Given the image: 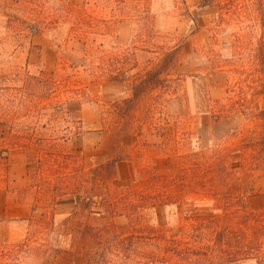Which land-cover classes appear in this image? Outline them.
I'll list each match as a JSON object with an SVG mask.
<instances>
[{"label":"rangeland","instance_id":"374dc122","mask_svg":"<svg viewBox=\"0 0 264 264\" xmlns=\"http://www.w3.org/2000/svg\"><path fill=\"white\" fill-rule=\"evenodd\" d=\"M200 1L0 0V146H9L0 238L25 243L24 264H258L264 257L251 249L226 260L242 246L239 224L216 246V216L231 212L220 224L239 223L242 195L249 212L264 207V6ZM176 48L164 81L119 114L113 102L131 96L133 80ZM132 55L138 67L126 80L112 79ZM115 156L122 157L116 174L99 177L89 210L76 215L77 183ZM217 158L232 172L214 181ZM144 169L161 177V196L174 189L175 197L122 214L119 198ZM44 173L61 182L70 173L53 221Z\"/></svg>","mask_w":264,"mask_h":264},{"label":"trees","instance_id":"16d2710c","mask_svg":"<svg viewBox=\"0 0 264 264\" xmlns=\"http://www.w3.org/2000/svg\"><path fill=\"white\" fill-rule=\"evenodd\" d=\"M103 1V0H102ZM124 1V0H122ZM215 0H201L199 7H206L212 4ZM261 5L264 6V0H261ZM194 19V18H193ZM180 48L174 49L172 52L167 53L165 56L160 59V61L156 64V66L152 67L151 69L147 70L143 75L139 78H136L131 83V96L125 97L122 100H116L113 102L114 108L118 111L121 115H126L130 112L135 104V101L143 95L151 86L161 84L164 79L162 78L161 74L164 72L165 69L171 65L173 59L178 55ZM129 54H125V59H127ZM124 57V56H123ZM120 57V58H123ZM131 63H125L124 66L120 67L116 73L117 74L112 79L121 78L126 80V74L128 69H134L138 67V61L135 55L131 57ZM44 74H57V70L44 72ZM118 74H123L120 77ZM124 77V78H123ZM264 114V111L261 112ZM112 141L115 140V135H111ZM8 158H9V146H0V181L5 177H7L8 172ZM122 160L121 156L110 157L105 162L94 166L92 172L87 178L89 180H82L81 182L77 183V189L80 193L78 203L76 204V209L74 213L77 215L82 210H89L93 198L95 196L96 186L100 181L99 177L101 176H114L116 174V165L118 162ZM212 171L211 175L213 180L215 181L216 177H222L227 173H231V170H228L226 160L224 161L223 158H217L212 164ZM144 171V172H143ZM148 174V175H147ZM145 173V169L142 170V177L139 182L132 184L128 188L127 192L119 198L123 201L121 203L125 208L122 210V214H126L128 216H136L140 214L142 208L146 205H154L157 203L164 204L171 202L172 198L175 197L174 189H170L172 194L169 196H161L160 194H164L166 190L162 189L159 186L161 183V177L157 174L151 172ZM68 176L65 178V181H62L59 178L50 179L47 178L45 173L43 174V180L41 184L42 192H48L46 196V203L50 207V220L53 221L54 216V207L58 201L60 196H64L70 192L67 190L70 189V181ZM153 182H151V179ZM59 179V180H58ZM156 179V180H155ZM158 180V181H157ZM149 182L150 187H149ZM163 183V182H162ZM155 185L152 187L151 185ZM157 186V187H156ZM158 188V190H153V188ZM172 188L171 181L169 186H166V189ZM252 191V189H248ZM164 192V193H163ZM167 192V191H166ZM248 193V192H246ZM220 195V194H219ZM171 199H169V198ZM118 199V200H119ZM242 204L241 209L242 213L239 214V223L231 221V224L234 227H231L230 224H220L225 217H230L231 212H225L223 216H216L217 224L219 225V230H217V245L222 246L223 242V233L229 231V229H234L236 224H239V229L242 230L244 237L242 246L237 250L236 253L228 256L226 258L227 261H238L242 256L247 257L246 255L250 254L251 249L263 250L264 253V207L260 209L258 213H251L249 212V201L248 195H242ZM35 206L33 210H35ZM119 209V207H118ZM33 215L31 214V217ZM238 222V221H237ZM238 226V225H237ZM24 242L20 243H6L4 240L0 238V264H24V257H23V247ZM58 250H62V248L56 246ZM258 264H264V257L258 258Z\"/></svg>","mask_w":264,"mask_h":264}]
</instances>
